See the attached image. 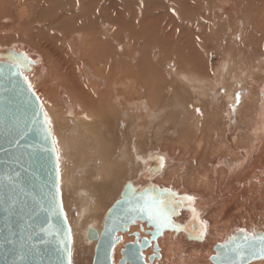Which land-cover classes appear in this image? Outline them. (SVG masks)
Here are the masks:
<instances>
[{"label":"bare ground","instance_id":"6f19581e","mask_svg":"<svg viewBox=\"0 0 264 264\" xmlns=\"http://www.w3.org/2000/svg\"><path fill=\"white\" fill-rule=\"evenodd\" d=\"M135 1L129 0L127 6L132 7ZM226 1L224 18L228 27L222 28L229 31L227 38L236 36L244 44L240 47L239 61L242 62L251 48H263L264 0ZM145 3L150 6V0H137L136 6L141 10ZM44 5L42 0H0V20L9 21L16 15L14 11H18L22 30L33 28L39 38L36 39L46 43L37 47L12 41L8 48L0 44V52L19 51L33 63L24 77L50 121L47 125L57 154L59 190L70 229L73 263H77L78 253L95 249L97 240L87 241V230L91 227L100 235L105 214L113 205L107 202L119 184L130 176L132 183L129 184L144 185L147 177L143 175L151 168L153 156L163 157L165 164L159 174L150 177L152 184L160 189L184 192L196 200V207L202 210L197 220L206 229L203 227L202 241H189L180 232L163 231L155 240L160 257L149 261L154 245L151 241L141 251L145 264H213L210 257L215 255L214 246L224 243L228 234L241 229L249 235L250 231L254 235L264 233V52L250 65L257 69L259 66L262 80L251 73L252 79L247 78L258 85L257 93L251 92L260 99L257 119L247 120L243 116L235 127V117L212 118L223 111L221 105L227 106V95L231 94L228 83L233 80V88L239 87L237 82L244 73L237 75V79L231 77L238 65L223 66L217 71L221 72L220 76H215L216 72L211 73L206 67L201 69L200 58L191 54L178 60V66L155 63L152 57L154 52L168 55L169 46L163 43L166 37L174 42L191 43L193 49L195 39L205 38L206 29L202 28L195 3L190 5L188 15L180 11L171 13L172 34L162 35L167 10L163 1L154 12H132L123 4L120 8L127 13L126 18L122 14V19L129 24L126 26L123 22L120 33L127 29L136 40L131 42L127 38L122 42L118 33L111 38L102 25L103 36L111 38L109 41L99 37V30L94 28L70 36L61 48L55 43L53 10ZM99 5L103 9L109 7L107 0H98L95 7ZM40 6L48 11L39 12ZM91 13L82 15L81 20L91 24ZM216 14L210 11L217 18L219 14ZM245 24L250 27L247 31ZM122 26L127 28L123 30ZM6 38L11 37L0 34V42ZM139 48L141 52L134 56ZM166 56L162 54L165 61ZM95 63L101 64L102 69L96 68ZM165 86L168 91L165 89L163 95ZM198 109L206 119L199 118ZM219 124L224 129L221 131L219 127L220 131L216 132ZM120 140L124 142L116 149ZM257 214L263 217L262 224H253L252 217ZM187 215L181 210L173 221L183 224ZM250 223L255 229L248 231ZM153 231L146 221L139 220L128 225L124 232L118 231L111 264H119L121 250L134 242V234L139 243L141 239L149 240ZM79 262L84 263V257ZM247 264H264V259Z\"/></svg>","mask_w":264,"mask_h":264},{"label":"water","instance_id":"95a60500","mask_svg":"<svg viewBox=\"0 0 264 264\" xmlns=\"http://www.w3.org/2000/svg\"><path fill=\"white\" fill-rule=\"evenodd\" d=\"M17 63L19 68L14 66ZM32 64L22 52H0V264H69L71 235L62 210L57 154L42 106L24 77ZM150 162L151 168L143 175L147 177L145 184L127 183L107 210L100 235L88 228L87 241L97 240L92 264H111L112 248L119 239L115 234L124 232L135 220L146 221L154 231L149 240L141 239L139 243L134 234V242L121 250L119 264H145L141 251L151 241L154 245L149 261L159 258L155 240L165 230L183 232L188 240H203L204 226L197 220L202 210L196 207L197 201L152 184L150 177L160 173L165 160L153 156ZM148 196L166 202V220L150 219L147 211L132 210L143 205ZM181 210L188 218L178 224L173 218ZM244 236L240 230L228 234L224 243L214 246L215 255L210 261L230 264L236 258L231 251L236 245H241L244 252L242 264L264 259L259 246L248 247Z\"/></svg>","mask_w":264,"mask_h":264},{"label":"rangeland","instance_id":"374dc122","mask_svg":"<svg viewBox=\"0 0 264 264\" xmlns=\"http://www.w3.org/2000/svg\"><path fill=\"white\" fill-rule=\"evenodd\" d=\"M10 1H13V0H10ZM97 1L98 0H95V3H94V0H42V2L45 3L47 8L48 7H49V9L52 8V10H53L52 17L54 19H56L54 21V23H55V32H56L55 43H56L57 47L61 48V46H65V40L67 38H69L70 36H73L76 33L82 34V30L83 31H86V30L90 31V30H93L94 28H95V30H99V34H98L99 37L103 38L106 42L109 41L112 37H114L115 33L116 34L118 33L119 39H121L122 42L127 40V38L130 39L131 42L136 40L134 38V36L130 35V33L128 32L127 29L124 30V28H127L125 26H122V29L124 31H123V33L122 32L120 33L121 25L124 22V20L122 19L123 18L122 14H124L125 18H126V13H127L126 11H124L120 8V6L123 4H125L127 9H132V12H134V11H136L138 13L145 12V11L146 12H148V11L154 12L153 10L157 11L158 4L161 5L162 1H163L166 4L167 10L165 12V18L162 22V24L164 25V28L162 29V33H163L162 35L166 36V35H169L171 33V27L169 26V21L171 20V13L174 11H180L181 14H187L188 15L189 13H191L190 5H193L195 3L196 10H199V15H200V18L202 20L201 21L202 28H203V30L206 29L204 32V35H203L205 38L195 39L197 41L194 44L195 47L193 49L192 48L193 44H191V43L186 44L184 40L180 41V42H179V40H177L174 42V40H169V38L166 37L165 41L163 40V43H165L169 46V53H168V55L166 52H163L162 54H163V56L167 55L166 57L168 58V60H166V61L163 60L162 54L159 52H154L153 56L152 55L151 56L154 58L155 63H164V65H177L178 66V63H177L178 60H183L185 57H187V56L189 57V54H191L193 56L200 58L201 63H203L201 69L206 67L207 70L212 71L211 73L216 72L215 76H220L221 72H217V71L221 70V68L223 69L226 66L228 67V65L233 66L232 64H235L236 66L238 65L237 68L235 67L234 74L232 73L231 77H233L232 79H237L238 76H241V74H240L241 72L244 73V75L239 80V82H237L239 87L233 88V82H234L233 80L230 81L231 83L230 82L228 83L229 87H231V91H230L231 94L227 95V97L229 98L226 102L227 106L223 107L221 105V109L223 108V111L221 113H220V111H218L219 115L222 114L220 116L221 118L218 115L216 117H213L212 119H232L231 117H235V122H233V125L235 127H238L239 119H241V117H243V116H244V119H247V120L248 119H257L256 113L259 109L260 99L257 97H253L251 95V92L254 91L257 93V91H258L257 86L258 85L255 86V84L250 83L248 79H250V77H251L250 73L254 74V77L259 76V79H261V80L263 78V74L260 71H258L259 66H258V69L256 68L255 65L253 68H251V67H252V61L258 60L260 58V54L262 52H264V50H263L264 44L262 45L263 48L259 47L261 50H258V49L254 50V48H251L252 51L251 52L247 51V52H249V54L246 56L244 55L245 56V58H243L244 61H242V62L239 61V59L241 60L240 47L244 44H242L240 42L241 40L237 39L236 36L232 39H229L231 37L227 38V34L229 35V31L226 30L227 32H225L222 28V26L228 27L226 25V20L224 18L225 14H226L224 12L226 10V5H227L226 0H195V1L187 0L188 3L186 2V0H150V6H147V3H145L144 7H142L141 10L139 9L138 6H136L137 0L134 2V5L132 7L127 6V3L129 2V0H107L109 7L106 9L100 8V5H99V8L95 7ZM145 1H147V0H143V2H145ZM45 5H44V7H45ZM12 6L15 7V3H12ZM41 6L39 7V12L43 13V12L48 11L47 8H44V7L41 8ZM173 7L176 9L173 10ZM211 10H213L215 13L221 15V18L217 14H216L217 18L213 15L211 16L210 15ZM89 11H92V13H91V17H92L91 24H90V22H83L81 20L82 15L83 16L86 14L89 15ZM15 13H16V15H13L9 21L4 22L2 19L0 20V28L2 27L0 29V34L3 36H8L9 38L11 37L8 40H7V38L3 39V41L0 42V44L2 46H4L5 48H8V46H10V43L12 41H13L12 43H14V44H16L17 42L18 43L21 42V43H24L25 45H36L37 47L44 46L46 43L44 41L37 40L39 38L36 37L33 28H25L24 30H22V22L19 20V15H17L18 11H14V14ZM239 16H241V15H239ZM145 21H146V18H145ZM127 24H129V22H127V21L124 22V25L127 26ZM153 24L155 26H157L155 23H153ZM166 24H168V26L165 28ZM242 24L244 25V23H242ZM102 25L108 30V31H106V34L108 36H111L110 39H108L106 36L105 37L103 36V35H105V33L103 31ZM219 26H221L222 29H219ZM243 27H245L246 31H247V28L248 29L250 28L248 24H245V26H243ZM37 29H40V27H37ZM40 30H43V29L41 28ZM45 30H43V31H45ZM208 31H209V33H208ZM13 36H14V38H13ZM24 37H25V39H24ZM231 40H232V42H230ZM212 44H213V46H212ZM214 44H215V46H214ZM216 44H218V45H216ZM227 44H230V45H227ZM257 46L258 45H256V47ZM161 47H163V44ZM228 47H231V49H229ZM204 48L207 51L203 52ZM140 52H141L140 48L137 49V52L134 54V56H136ZM230 53H232V54L230 55ZM246 57H247V59H246ZM230 58L233 60V62ZM226 59H227V61H226ZM248 63H249V65H248ZM255 63H257V62H255ZM102 64L104 65L103 61H102ZM250 65H251V67H250ZM95 67L99 68V70L102 69L101 64L98 65L97 63H95ZM241 68H242V71H240ZM164 72H166L165 69H163V73ZM235 74H236V76H235ZM251 79H252V77H251ZM244 80H247V82L245 83ZM261 80H259V81H261ZM165 89H167V86H165L163 88V91H162L163 95H165V92H166V91L164 92ZM219 90H220V93H223V89L221 86H219ZM167 91H168V89H167ZM218 94H219V92H218ZM237 97H238V101H237ZM243 99H246V100L244 101ZM248 99H250V100H248ZM223 112H224V114H223ZM198 116L202 120L206 119V117H204L201 114L200 109H198ZM207 119H209V118H207ZM202 122H204V121H202ZM216 127H217V129L215 128L217 130L216 132L220 131L219 127H220L221 131L224 129L221 124H219L218 126L216 125ZM223 139H224V137H223ZM123 142L124 141H121V140L118 141V143L116 144V149L119 147L120 143L123 144ZM148 150L152 151L154 149L149 148ZM205 169H206V167H205ZM205 169H204V171H205ZM131 179L132 178L130 176L126 177L123 181L125 184L123 182L120 183L119 189L122 187V184L126 185L127 182L128 183L131 182L130 181ZM119 189L116 190L112 194L110 201L107 202L108 205L113 204L119 198V195H120ZM203 199L209 200L207 197H203ZM258 215L259 214L254 215L252 217V219H254L253 224L254 223L256 224V222L258 224L263 223V217H261L260 215L258 216ZM245 221H246V219H245ZM250 224L251 225H249L248 228L246 227L248 229V231L250 230V228L252 226V223H250ZM251 229H255V228H251ZM172 232H174V231H172ZM251 232L252 231H250L249 233H251ZM180 233H182L184 235V237H186L183 232H180ZM185 239H187V238H185ZM189 241H192V240H189ZM83 251H84L83 254L78 253L76 255V258H77L76 264H92L94 250L90 249V251H87V250H83ZM81 257H84V263L79 262L81 260ZM120 259H121V257H120ZM70 264H74L71 252H70Z\"/></svg>","mask_w":264,"mask_h":264},{"label":"snow or ice","instance_id":"6c2138e0","mask_svg":"<svg viewBox=\"0 0 264 264\" xmlns=\"http://www.w3.org/2000/svg\"><path fill=\"white\" fill-rule=\"evenodd\" d=\"M16 67L19 68V63H17L16 65H14ZM22 74V73H21ZM26 79V78H25ZM29 88H31V85H29ZM237 101H238V97H237ZM45 120L46 122L50 123V121H48L47 119V114H45ZM145 202L143 205L139 206L138 208H133V211H140V212H144L147 211L149 214V218H155L157 220H166L167 219V214L164 211V206L166 204V202L164 200H160V201H156V199L154 197L148 196L147 198H144ZM187 200L191 201L193 200L192 197H186ZM204 228L206 229V225L204 226ZM241 232H243L244 230L241 229ZM203 235V232L201 233V237ZM198 237V238H201ZM233 241L235 240V238H232ZM244 240L247 242V246L248 247H257L259 246V250L262 254V258H264V236H256V235H249L247 233H245L244 236ZM227 245L223 246L226 247ZM231 251L235 254L234 259H232L230 261V264H242L243 258H244V252L242 250V246L241 245H236V247L232 248ZM70 256V253H69ZM69 264H70V260H69Z\"/></svg>","mask_w":264,"mask_h":264}]
</instances>
